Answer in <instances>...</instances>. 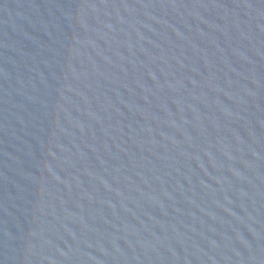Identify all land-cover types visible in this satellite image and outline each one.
<instances>
[{"label":"water","instance_id":"95a60500","mask_svg":"<svg viewBox=\"0 0 264 264\" xmlns=\"http://www.w3.org/2000/svg\"><path fill=\"white\" fill-rule=\"evenodd\" d=\"M0 264H264V0H0Z\"/></svg>","mask_w":264,"mask_h":264}]
</instances>
